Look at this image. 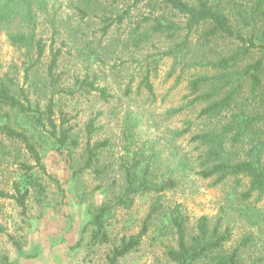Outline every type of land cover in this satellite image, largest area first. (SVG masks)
<instances>
[{
    "label": "rangeland",
    "instance_id": "374dc122",
    "mask_svg": "<svg viewBox=\"0 0 264 264\" xmlns=\"http://www.w3.org/2000/svg\"><path fill=\"white\" fill-rule=\"evenodd\" d=\"M155 1L158 12L165 10L168 16L173 17L171 11L163 8L161 0ZM129 3L126 0L111 6L101 0L95 9L96 14L89 13L88 17L81 19L77 12V6H81L78 0H51L49 13L39 17L40 35L49 43L52 29L48 18L58 7L59 19L56 22L65 21L71 26L69 38L75 39V47H71V43L69 46L62 44L61 37L67 34L64 29H60V36L55 35L54 46L62 51L57 67V71L62 73L59 84L68 89L72 87L75 75L80 78L89 75L91 79L96 76L95 83L106 86L110 96L105 101L97 92L77 87H73V93L53 95L55 121L59 123L61 110L68 118L64 126H70L71 136L79 143L57 149L58 145L47 129L30 131L46 170L44 173L35 168L32 177L44 186L41 196L45 199L38 206L35 198L31 197L27 214L23 215L13 200L0 198V226L5 229L0 233V264H107L106 255L122 237H129L140 230L157 198L163 208L154 215L140 244L120 258L117 264H174L166 257L165 249L175 245L167 214L175 204H180L189 217V235L195 231L196 219L207 215L210 225L220 219L219 230L226 232L228 237L224 244L226 250L238 246L249 235V243L240 250L243 259L247 264H253L252 261L263 253L264 191H255L243 199L248 178L228 177L216 184L212 178L204 179L192 172L183 178L179 176L180 167H175L173 161L184 152H195L197 143H189V138L205 124L197 117L202 105L190 103L193 95H188V80L193 74L210 73L211 70L199 65L185 68L177 84L176 76L182 63L168 76L173 60L160 54L171 44L169 40L153 35L139 49L123 46L120 40L148 11L146 1L133 8L122 25H113L106 35H101V17L106 14L102 6H107V12L112 11V14ZM175 20L181 22L183 18L177 16ZM197 36V33L191 36L196 47ZM87 41L88 48H85ZM236 44L218 40L211 46L227 52L236 48ZM31 57L24 47L12 45L0 29V76L11 80L13 92L21 101L26 95L33 107L38 104L40 109H44L50 96L46 73L49 50L35 66L30 65ZM147 68L150 70L151 92L143 78ZM5 112L3 109L2 115ZM8 112L9 119L0 116L1 123L8 120L14 127L31 129L27 116L12 110ZM91 118L101 127L89 139L90 144L104 139L108 143L86 166L85 125ZM188 120L192 122L191 130L178 135V130L184 129ZM3 141L5 150L11 153L4 157L0 155V187L11 191L13 179L20 180L25 186L29 179H25L18 172L17 164L13 163L15 144ZM140 150L143 152L142 164L153 159L151 168L154 170L149 177L153 174L161 180L174 170L171 176L177 178L176 186L161 195L138 193L128 207L113 206L103 218L107 240L93 242L91 234L96 229L94 215L102 205H112L117 200L125 186V167ZM12 240L20 243V250Z\"/></svg>",
    "mask_w": 264,
    "mask_h": 264
},
{
    "label": "trees",
    "instance_id": "16d2710c",
    "mask_svg": "<svg viewBox=\"0 0 264 264\" xmlns=\"http://www.w3.org/2000/svg\"><path fill=\"white\" fill-rule=\"evenodd\" d=\"M77 12L81 19L88 17L89 13L96 14L95 9L100 6L101 0H78ZM108 5H116L126 0H102ZM129 4L110 14L107 6L104 11L100 27L101 35H106L113 25H122L125 18L138 4L146 1L148 11L141 16L131 30L120 42L123 46L131 45L141 48L150 41L153 35L163 36L171 44L160 54L172 58L173 63L168 76L176 70L179 63V74L176 83L181 80L185 68L199 65L210 69V73L193 74L188 80V95H193L191 105L201 104L197 117L205 121L203 127L191 134L189 143H197L195 152H184L181 157L174 159L179 176L185 178L191 172L201 178H212L213 184L219 183L228 177L248 178V188L242 193L243 199L249 198L253 192L264 191V0H161L163 8L172 12L173 17L158 12L155 0H128ZM51 0H0V29L5 32L7 40L14 46L24 47L30 58V65L39 64L49 50V62L46 67L48 77L47 86L50 96L40 109L38 104L31 105L29 98L23 95L22 101L11 87V80L0 76V116L9 119V110L29 118L28 128L12 126L8 120L0 122V155L4 157L11 151L5 150L3 140L15 144L14 162L17 170L29 182L13 179L11 191L0 187V198H8L21 208L23 215L27 214L31 197L36 204L42 205L45 196H41L44 186L33 178L35 168L46 173L41 162V153L33 140L30 131L47 129L50 136L55 139L58 147L66 144L76 146L79 141L70 134V126H64L68 118L59 110L60 121L57 124L54 118L55 103L53 95L61 92L73 93L74 88H86L89 92L95 91L105 101L110 96L107 87L95 83L96 76L89 75L80 78L75 75L71 88L61 86V72L57 71L61 48H56L55 35L60 36V29L67 33L61 37L62 44L75 47V39L71 26L58 18V7L51 12L48 18L52 29V36L47 43L39 32V17L49 13ZM182 17L178 22L175 17ZM197 33L196 44L191 37ZM68 40L73 42H68ZM218 40L236 42L238 45L227 52L218 46H211ZM85 48H88L86 44ZM89 44V43H88ZM208 46L207 48H205ZM92 51V49H91ZM201 53V54H200ZM96 55V53L94 52ZM150 70L147 68L143 76L148 91H152L148 80ZM74 87V88H73ZM6 109L2 115L1 111ZM180 110L182 108H179ZM174 111V110H172ZM91 118L85 125L87 136L88 157L86 166L93 162L96 152L105 147L106 139L95 140L90 144L89 139L101 126L95 124ZM186 127L178 130L183 135L191 130V121H186ZM262 129V130H261ZM143 152L132 157L131 163L125 167V186L117 200L112 205H102L99 212L94 215L96 229L92 231L93 242L107 240V233L103 229L104 215L115 205L128 207L133 196L138 193L153 192L158 195L172 189L177 184V178L171 176L159 178L153 173V159L142 164ZM157 157V156H156ZM31 160L32 162H29ZM156 160V159H154ZM155 162V161H154ZM172 163V161H170ZM53 179V178H52ZM30 183V184H29ZM31 185V187H29ZM33 190V192L31 191ZM37 191H36V190ZM163 205L159 198L151 204L143 220L140 230L129 237H122L120 243L115 245L106 255L107 264H117L118 260L130 253L141 242L149 225ZM165 212V210H163ZM169 222L175 235V245L165 249V255L174 264H247L241 254L251 237L248 235L241 243L226 250L224 244L228 237L226 232H220L219 220L210 225L207 215H200L196 219L195 231L189 235L187 229L188 215L182 210L180 204H175L168 212ZM5 229L0 226V233ZM17 250L21 245L12 240ZM250 263V262H249ZM253 264H264L263 253Z\"/></svg>",
    "mask_w": 264,
    "mask_h": 264
}]
</instances>
